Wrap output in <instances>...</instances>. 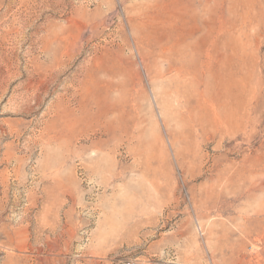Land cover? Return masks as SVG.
Segmentation results:
<instances>
[{
  "label": "rangeland",
  "instance_id": "rangeland-1",
  "mask_svg": "<svg viewBox=\"0 0 264 264\" xmlns=\"http://www.w3.org/2000/svg\"><path fill=\"white\" fill-rule=\"evenodd\" d=\"M100 263L264 264V0H0V264Z\"/></svg>",
  "mask_w": 264,
  "mask_h": 264
},
{
  "label": "bare ground",
  "instance_id": "bare-ground-1",
  "mask_svg": "<svg viewBox=\"0 0 264 264\" xmlns=\"http://www.w3.org/2000/svg\"><path fill=\"white\" fill-rule=\"evenodd\" d=\"M198 54L199 53L192 51V54L186 58V61L188 63V67L187 68L186 67L181 68L178 71L179 75L182 76L184 79H188V78L190 79V82H191L190 83L191 93H192L193 97L199 95V92H198L199 91V87L201 86L202 82H204V79H203L204 74H202V71L203 70H210V62L212 61V59L210 57H206L205 61H201V60H199L201 57L198 56ZM198 57H200V58L198 59ZM215 75H218V72H216ZM218 80H219V78H218ZM222 81H223V79H222ZM210 85H211V82L210 81L207 82L208 90L210 89ZM220 86H221V84H220ZM213 88L216 90L215 87H212L211 89H213ZM218 90H220V89H218ZM220 91H223V90H220ZM216 94H217V92H216ZM201 95L206 96L204 92H202ZM217 95L219 96V93ZM222 95H224V94H222ZM218 96L217 97L215 96V98H213L212 101L209 98H207V102L211 105V111L213 112V117L209 116L210 117L209 123L211 125H213V126L210 125L211 127H214L215 129L217 128V130H218L219 127L221 129L224 127V129H225L226 120L228 119L227 112H226V109H227L226 106H224L223 109H222L223 113H220L222 118L216 113V110H215L216 108L214 106L216 104V102L219 101L220 105H222V106L225 105V102H221L220 101L222 97L219 100ZM193 119H195V116H194Z\"/></svg>",
  "mask_w": 264,
  "mask_h": 264
},
{
  "label": "built area",
  "instance_id": "built-area-1",
  "mask_svg": "<svg viewBox=\"0 0 264 264\" xmlns=\"http://www.w3.org/2000/svg\"><path fill=\"white\" fill-rule=\"evenodd\" d=\"M100 264H104V263H100Z\"/></svg>",
  "mask_w": 264,
  "mask_h": 264
}]
</instances>
